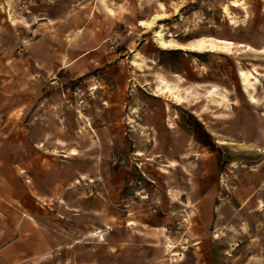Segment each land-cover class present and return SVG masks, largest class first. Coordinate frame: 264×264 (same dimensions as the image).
Listing matches in <instances>:
<instances>
[{"label":"rangeland","instance_id":"1","mask_svg":"<svg viewBox=\"0 0 264 264\" xmlns=\"http://www.w3.org/2000/svg\"><path fill=\"white\" fill-rule=\"evenodd\" d=\"M160 31L235 47L162 50ZM45 41L85 62L35 68L32 43ZM161 79L188 101L160 92ZM49 96L81 121L70 146L107 149L129 220L140 209L146 241L160 228L163 264H264V0H0V116Z\"/></svg>","mask_w":264,"mask_h":264},{"label":"crops","instance_id":"2","mask_svg":"<svg viewBox=\"0 0 264 264\" xmlns=\"http://www.w3.org/2000/svg\"><path fill=\"white\" fill-rule=\"evenodd\" d=\"M49 44L32 43L35 68L85 62L86 53L56 57ZM55 99L0 116V264H163L160 228L146 241L140 209L131 220L123 209L125 179L110 175L107 149L70 146L81 121ZM106 132L99 128V142Z\"/></svg>","mask_w":264,"mask_h":264},{"label":"bare ground","instance_id":"3","mask_svg":"<svg viewBox=\"0 0 264 264\" xmlns=\"http://www.w3.org/2000/svg\"><path fill=\"white\" fill-rule=\"evenodd\" d=\"M232 7L238 8L241 6V4L239 2H232L231 3ZM227 14L229 15V20H232L233 23V19H235L233 16L230 15L229 11L226 9ZM162 16V15H160ZM160 16H155L151 22H146L143 21L140 23V27H145V28H151L152 24H154L155 21L159 20ZM155 38H157L156 40L158 41L157 43H159L160 47L163 49H182V50H187L190 52H197V53H231L235 47V43L232 41H224V40H220V39H215V38H201L198 40H195L193 42V44L187 46V45H180V44H176L173 42H169L165 39L164 37V32L160 31L157 32L155 35ZM171 41V40H170ZM238 48L240 49H245V51H252L255 52L256 50L254 48H252L249 45H245V44H239ZM242 76L244 77V83H247V76L245 74H242ZM160 85H161V89L160 92H164L166 94H168L169 96H171L177 103H186L188 101V97L183 96L180 92V89L176 88V87H172L170 86L169 82L166 81L165 79H161L160 81ZM189 93V92H188ZM190 94V93H189ZM192 96V95H191ZM207 98L211 97V94H208L206 96ZM141 155V153L139 154Z\"/></svg>","mask_w":264,"mask_h":264}]
</instances>
